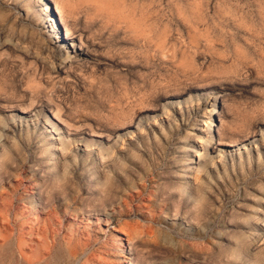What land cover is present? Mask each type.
I'll use <instances>...</instances> for the list:
<instances>
[{
    "label": "rangeland",
    "instance_id": "1",
    "mask_svg": "<svg viewBox=\"0 0 264 264\" xmlns=\"http://www.w3.org/2000/svg\"><path fill=\"white\" fill-rule=\"evenodd\" d=\"M130 263L264 264V0H0V264Z\"/></svg>",
    "mask_w": 264,
    "mask_h": 264
},
{
    "label": "bare ground",
    "instance_id": "2",
    "mask_svg": "<svg viewBox=\"0 0 264 264\" xmlns=\"http://www.w3.org/2000/svg\"><path fill=\"white\" fill-rule=\"evenodd\" d=\"M60 11H62L61 8H60ZM69 33H70V32H69ZM66 38H69V37H68V32L66 33ZM73 57H74V56H73ZM66 60L69 61V62H71V56L68 55V56L66 57ZM211 111H212V110H211ZM207 112H208V111H207ZM209 113H211V112H209ZM44 203H45V202H44ZM42 205H43V204H42ZM43 206H44V205H43ZM47 207H48V206H47ZM123 256H124V255H123ZM124 257H126V258L129 259L130 261L135 260V258H133L132 256H130V257H129V256H128V257H127V256H124ZM130 264H132V263H130Z\"/></svg>",
    "mask_w": 264,
    "mask_h": 264
}]
</instances>
